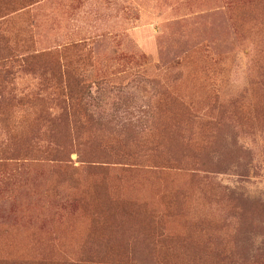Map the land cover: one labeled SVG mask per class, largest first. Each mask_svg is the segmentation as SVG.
<instances>
[{"label": "rangeland", "instance_id": "rangeland-1", "mask_svg": "<svg viewBox=\"0 0 264 264\" xmlns=\"http://www.w3.org/2000/svg\"><path fill=\"white\" fill-rule=\"evenodd\" d=\"M0 264H264V0H0Z\"/></svg>", "mask_w": 264, "mask_h": 264}]
</instances>
